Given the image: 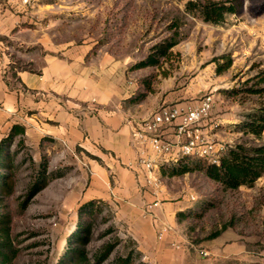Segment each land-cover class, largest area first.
I'll return each instance as SVG.
<instances>
[{"label": "rangeland", "instance_id": "obj_1", "mask_svg": "<svg viewBox=\"0 0 264 264\" xmlns=\"http://www.w3.org/2000/svg\"><path fill=\"white\" fill-rule=\"evenodd\" d=\"M187 1L0 0V8L8 7L20 21L18 26L26 29V35H16L13 41L3 39V43L9 46L12 66L27 71L35 67L25 56L38 49L21 43V37L31 42L39 31L52 43L86 49L87 61L108 56L124 66L126 81L135 84L134 98L150 90L146 97L155 100V109L191 106L212 94L214 105L202 128L214 142L222 144L225 152L264 144V133L255 138L240 131L242 124L264 109V40L260 35L264 33V0H238L237 13L218 25L187 13ZM173 34L177 45L157 65L134 68ZM228 58L230 68L217 75L216 65ZM10 122L19 125L22 118L0 115V242L8 264H62L64 251L70 243L73 247L69 239L79 208L88 202L84 196L88 172L85 165L76 169L73 148L53 141L39 146L24 135L22 144L20 136L9 140ZM206 166L193 159L162 164L158 206L149 212L145 207L140 215L147 225L113 202L96 200L100 212L86 246L88 257L104 244L116 243L103 264L127 255L132 264H240L236 259L219 260L222 248L238 243L264 264V176L251 186L229 190L206 177ZM182 167L189 171L169 175L172 168ZM4 177H9V187L2 189ZM162 204L181 211L174 209L169 222L161 221L153 210ZM153 221L169 228L161 242L156 240ZM171 242L180 249H173ZM202 251L207 257L201 256Z\"/></svg>", "mask_w": 264, "mask_h": 264}, {"label": "crops", "instance_id": "obj_2", "mask_svg": "<svg viewBox=\"0 0 264 264\" xmlns=\"http://www.w3.org/2000/svg\"><path fill=\"white\" fill-rule=\"evenodd\" d=\"M18 23L8 7L0 8V115L22 118L19 125L29 142L40 146L53 141L73 148L76 169L85 165L88 172L86 201L113 202L147 225L140 215L160 194L146 185L145 172L136 166L140 156L151 153L133 141L132 132L155 110V100L150 96L138 103L132 100L135 84L126 81L119 62L108 56L87 61L86 49L52 43L40 31L31 42L21 37V43L38 49V53L25 56L35 70L13 67L3 39L13 41L16 35H26ZM14 124L10 122L9 127ZM166 136L171 137L170 130ZM156 161L159 166L164 164V158ZM176 207L162 204L153 214L169 222L174 209L181 211ZM219 256V260L236 259L240 264L261 262L238 243L222 248Z\"/></svg>", "mask_w": 264, "mask_h": 264}, {"label": "trees", "instance_id": "obj_3", "mask_svg": "<svg viewBox=\"0 0 264 264\" xmlns=\"http://www.w3.org/2000/svg\"><path fill=\"white\" fill-rule=\"evenodd\" d=\"M239 7L238 0H188L185 4V11L187 13L196 15L204 23L218 25L222 23L228 15L237 13ZM175 29V27L173 28ZM178 39L175 34L165 39L163 43L156 44L152 48V55H149L144 61L135 64L134 68L142 69L158 64L160 58L165 57L170 49L177 45ZM225 59V56L220 58ZM215 61V60H214ZM232 64V60L228 58L220 65H216L215 73L221 75L228 70ZM146 90V89H145ZM150 90H146L142 94L133 96L132 100L136 103L141 102L147 96ZM240 131L248 133L255 138H260L264 133V109L257 111L250 120L240 126ZM24 128L20 125H12L8 139H13L15 136H20L19 143H23ZM3 157L0 156V161ZM206 164L203 169L204 174L210 180L219 183L225 189L236 190L241 186H251L258 178L264 176V144L253 148H243L236 146L234 149L225 152L220 158L218 166L207 164L202 160H197ZM165 170L161 171L164 175ZM189 170L186 167L181 169L172 168L170 176H179L187 173ZM9 177H4L2 181V189L9 187L6 180ZM44 182H40V188ZM32 192L28 194V197ZM99 202L88 201L79 208L78 220L76 222L73 235L69 242L73 241V247L69 244L62 256V264H103L112 254L116 243H106L102 246L97 254L92 258L88 257L86 246L88 245L91 235L93 233L94 221L97 214L100 212L96 204ZM218 235V232L214 234ZM79 247H76V245ZM3 242H0V264H8L5 250L3 249ZM112 264H132L131 255L126 257H117L112 260ZM247 264H260L252 262Z\"/></svg>", "mask_w": 264, "mask_h": 264}, {"label": "built area", "instance_id": "obj_4", "mask_svg": "<svg viewBox=\"0 0 264 264\" xmlns=\"http://www.w3.org/2000/svg\"><path fill=\"white\" fill-rule=\"evenodd\" d=\"M260 35L264 40V33ZM213 105V95L206 94L191 106H159L135 125L132 132L133 141L151 153L149 157L142 155L136 160V166L145 172L146 185L155 191L159 190L161 165L156 161L157 158H164V163L168 162L165 158H170L169 161L173 163L193 159L214 166L219 165L225 148L222 144L214 142L202 128L203 123L209 120ZM167 130L171 132L170 138L166 136ZM157 206L158 203L153 202L146 206V211L149 212ZM153 227L156 229L157 241L161 242L168 236L169 228L165 224L153 221ZM170 245L175 250L180 249L176 242H171ZM207 255L206 251L201 252V256Z\"/></svg>", "mask_w": 264, "mask_h": 264}]
</instances>
